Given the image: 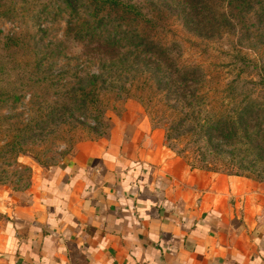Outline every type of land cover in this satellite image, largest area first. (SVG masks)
Here are the masks:
<instances>
[{"label":"rangeland","instance_id":"obj_1","mask_svg":"<svg viewBox=\"0 0 264 264\" xmlns=\"http://www.w3.org/2000/svg\"><path fill=\"white\" fill-rule=\"evenodd\" d=\"M254 11L249 16L256 25L249 35L229 28L222 29L221 35H210L188 27L177 14L180 10L172 11L164 29L172 24L174 34H159L165 42L179 43L173 55L177 63L168 65L171 60L131 53L130 45L122 39L115 50L80 43L68 29L77 16L70 14L63 0H0V68L4 65L14 70L10 76L0 72V84L20 98L0 103V202L8 193L26 188L36 168L56 164L87 142L107 141L112 131L120 132L129 123L143 125L140 139L147 140L157 161L242 176L256 184L258 192H264V160H258L259 156L239 154L232 159L225 152L227 146L208 145L203 135L197 139V129L176 134L171 128L184 112L178 99L195 89L179 82L184 72L173 82L177 68H194L223 81L236 78L243 84L240 90L264 101V17L255 20ZM80 15L86 17L87 13L80 10ZM152 34L149 41L154 42L158 37ZM42 56L45 66L36 69L35 61ZM23 70L32 78L19 76ZM49 73L56 79L33 85ZM216 82L194 83L197 94L211 96V100L205 97L195 103L196 109L203 110L198 121L207 115L206 110L217 111L222 105L221 86ZM90 85L99 88L94 104L81 96V88ZM26 125V151L15 154L13 146ZM21 128L24 131H19ZM3 221L0 212V232ZM1 240L0 235V244Z\"/></svg>","mask_w":264,"mask_h":264},{"label":"crops","instance_id":"obj_2","mask_svg":"<svg viewBox=\"0 0 264 264\" xmlns=\"http://www.w3.org/2000/svg\"><path fill=\"white\" fill-rule=\"evenodd\" d=\"M141 128L82 144L8 193L0 264H264V192L157 161Z\"/></svg>","mask_w":264,"mask_h":264},{"label":"trees","instance_id":"obj_3","mask_svg":"<svg viewBox=\"0 0 264 264\" xmlns=\"http://www.w3.org/2000/svg\"><path fill=\"white\" fill-rule=\"evenodd\" d=\"M142 1V0H141ZM63 0L70 14L76 15L77 19L70 23L68 29L75 33V38L86 46H100V49L107 48L115 50L119 41H126L131 49L129 51H137L139 56L147 58L144 54L150 55L154 60L164 61L171 60L168 65L177 63L176 54L178 42L172 40L165 42L159 34L175 32L174 27L168 30L164 29V25L169 23L168 15L174 10H180L178 16L183 18L187 26L198 27L207 31L210 35H221V30L229 28L235 33L249 35L252 27L256 25L254 19L249 15L251 10H255L256 19L264 17V0ZM80 10H84L87 15L82 17ZM224 31V30H222ZM155 32L157 40L149 41L152 33ZM104 38V39H103ZM122 39V40H121ZM107 45L106 47L102 45ZM10 48L13 46H9ZM93 47V48H94ZM133 48V50H132ZM111 51H108L110 53ZM172 57V59L170 58ZM45 56L35 61L36 69L42 70L45 66ZM174 81L180 76L179 82L185 86L195 87L190 94H185V98H179V102H183V114L177 118L171 128L176 134L179 132H191L197 129V139H206L208 145L227 146L225 149L227 154L235 158L239 154L244 157H250L248 154H256L258 160H264V101L254 99L253 94L240 90L241 81L236 78L222 79L210 78L205 74H201L194 68L178 69ZM0 72L5 76H10L14 70L10 66L0 68ZM24 74L32 75L28 71H22L19 76ZM45 75L33 85H41L50 78L56 79V76L49 73ZM94 77H96L94 75ZM10 77L6 78L8 80ZM216 80L221 86L220 100L222 105L217 111L204 110L207 115L200 119L199 113L203 110L195 108L197 102H201L203 98L211 100V96L206 92L197 94V85L204 82L211 83ZM253 83L255 82H249ZM205 84V83H204ZM7 86L0 84V103L7 100L16 102L20 100L16 93L11 92ZM31 89V88H30ZM98 86L90 85L81 88V96L94 104L99 97ZM241 95H239V93ZM210 104H212L210 102ZM207 106H209L207 104ZM178 108V107H176ZM185 108H190L185 110ZM198 121V122H197ZM27 128L19 129L24 134L19 138L13 146L15 154L25 152L23 141L28 132ZM218 138L217 142L214 140ZM197 140V141H199ZM207 145V146H208ZM239 145V146H238ZM215 150L217 151L216 147ZM31 181V180H30ZM29 185V184H28ZM26 186V188L28 187ZM25 189V188H24ZM21 190V189H20ZM19 190V191H20ZM23 190V189H22ZM5 218V216H4Z\"/></svg>","mask_w":264,"mask_h":264}]
</instances>
